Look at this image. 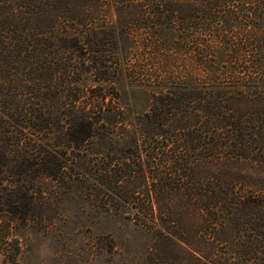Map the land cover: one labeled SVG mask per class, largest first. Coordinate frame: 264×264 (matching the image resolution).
I'll return each instance as SVG.
<instances>
[{
  "label": "trees",
  "instance_id": "obj_1",
  "mask_svg": "<svg viewBox=\"0 0 264 264\" xmlns=\"http://www.w3.org/2000/svg\"><path fill=\"white\" fill-rule=\"evenodd\" d=\"M146 15L185 34L198 71L172 64L169 38L166 90L124 117L127 101L88 85L116 90V47L152 29ZM77 194L137 235L120 250L95 237L108 260L264 264V0H0L1 264H21L18 231L54 225Z\"/></svg>",
  "mask_w": 264,
  "mask_h": 264
},
{
  "label": "rangeland",
  "instance_id": "obj_2",
  "mask_svg": "<svg viewBox=\"0 0 264 264\" xmlns=\"http://www.w3.org/2000/svg\"><path fill=\"white\" fill-rule=\"evenodd\" d=\"M156 10L157 6L155 4L142 6V12H154ZM115 19V15H110L108 24L115 23ZM156 19L155 15L152 17L151 15L143 16L142 22L153 26L151 27L152 29L146 28L141 37H137L136 40L128 39L117 45L116 49L119 52H124L125 56L119 63V68L122 69V79L120 84L117 83L116 90H112L111 87L107 89L108 91L101 90V84H106V82L100 83L94 76H91L92 81L88 85L87 92L90 97L97 98L106 94L105 102H108L112 98L115 99V94L119 95L120 100L127 101L131 107L130 109L121 110L122 113L120 115L124 117L133 116L137 114V111L140 112L147 109L153 94L162 89L166 90L165 85H163L165 77H161L162 79L159 81L156 78L164 76L168 72L167 70L170 69V67L169 69L167 68V64L163 60L165 53H167L165 49L168 50L170 47L165 48L169 38L179 40L180 49H183V53H175L174 57L177 60H172V64L184 69V74L186 75H189L190 72L198 71L197 65L193 63L195 58L192 52L194 44L184 40V33L173 32L166 27L156 29L154 27V20ZM195 34H198L196 37L201 39L204 32L197 31ZM107 37H109V34ZM104 50L108 53L110 52L108 46ZM190 58L192 59V64H189ZM183 59H185V62ZM112 60H114L113 57L110 61ZM129 72L130 77L128 76ZM125 76L128 77V80L123 79ZM115 127L122 129L123 124L118 121ZM60 208L61 211L54 219V225L48 224L46 226L38 223L18 231L22 247L19 257L21 264L121 263L119 251L114 255L112 254L113 260H108L109 253L102 252V249H100L99 253H95L93 240L98 235H102V231L110 233L117 237V246L118 250H120L119 246H122L120 244L124 243L125 238L135 240L137 236H135V233H131V224H127V221H123L118 217L107 216L101 210L91 208L89 203L79 194L64 198ZM131 249H133L132 246L129 251Z\"/></svg>",
  "mask_w": 264,
  "mask_h": 264
}]
</instances>
